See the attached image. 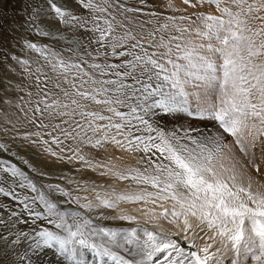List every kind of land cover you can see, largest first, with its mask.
<instances>
[{"label":"snow or ice","instance_id":"obj_1","mask_svg":"<svg viewBox=\"0 0 264 264\" xmlns=\"http://www.w3.org/2000/svg\"><path fill=\"white\" fill-rule=\"evenodd\" d=\"M46 3L56 35L23 41L34 59L12 57L25 82L0 91L27 100L16 105L23 121L4 113L0 132L15 139L26 121L37 129L23 136L30 146L112 183L101 194L85 181L93 195L81 203L0 160L12 185L0 186L11 198L0 203V264H264V0H167L163 23L146 13L156 25L126 0H75L78 12ZM40 10L28 28L51 37ZM93 212L132 226H102Z\"/></svg>","mask_w":264,"mask_h":264},{"label":"rangeland","instance_id":"obj_2","mask_svg":"<svg viewBox=\"0 0 264 264\" xmlns=\"http://www.w3.org/2000/svg\"><path fill=\"white\" fill-rule=\"evenodd\" d=\"M57 3L62 6L78 12L79 9L75 3V0H56ZM167 0H146L144 5L139 4V0H126L128 6L141 7L143 9L142 13H138L137 16L140 20L147 21L152 20V24L156 25L157 20L154 17L146 15L148 12H155L160 14L159 23L164 22V18L174 14L170 9L165 7ZM179 3V0H176ZM33 8L41 9L38 12L37 23L40 27L46 31L53 33L51 37H40L35 32L30 31L28 28V18L33 14ZM207 12H212V8L203 9ZM189 12L193 9L189 8ZM151 27V25H148ZM58 25L53 22V17L49 14L48 5L46 0H0V90L4 89L8 85H15L18 83L25 82L22 65H20L17 60L12 59L13 56L19 59L35 58L38 54L31 52L26 49L23 45L24 40H31L33 42L40 43H50L56 35V28ZM65 35H68L65 33ZM54 47H62V45H53ZM7 54V55H5ZM115 59V58H113ZM24 97L27 100V95L25 92H12L9 90L8 93L0 91V97H3V102H0V116L7 113L8 118L15 120L16 117H20L23 121V115L16 106L20 103L19 97ZM2 123V122H0ZM45 123H48L45 120ZM10 127V126H8ZM37 131L35 127L26 121L18 123L16 126V132L19 133L18 136H13L15 133H5L0 132V142L7 145V150H0V160H5L10 163L16 164L18 168L24 171L29 178L37 183L38 187L41 185L58 184L61 188L66 191H71L73 196L79 195L81 197V203H84V198H92V193L90 189L84 185L87 181L88 185L96 184L100 186L98 191L104 194L103 190L107 189L109 183L112 181L108 178H100L97 173L88 169L86 166H82L81 162L78 160H73L71 163L66 161H61L55 157L50 156L47 153H43L40 149L30 146L24 139L23 136L26 133H32ZM45 133L47 129L43 130ZM44 139H50L47 135ZM54 149L57 148L55 144L52 145ZM15 153V155H13ZM85 153L92 155V150L85 149ZM70 155V153H67ZM100 157H97L99 159ZM27 160L28 164H24L23 161ZM29 165L32 167L30 168ZM33 168L36 171H33ZM264 168V166H262ZM46 173V176H39V172ZM69 181H72L71 183ZM0 186L11 187V179L0 174ZM127 182H118L116 187L123 188ZM80 184L81 187L78 188L77 185ZM17 192H21L19 188L16 189ZM48 192L47 189H45ZM24 193L29 195H34L30 190H23ZM50 196L55 197L57 202L61 200H66L59 192H50ZM11 198H5L0 195V203H10ZM135 205V204H134ZM132 204L121 203L120 208L127 209L131 211L132 209L138 207ZM62 208H72L74 210L78 209L75 204H61ZM17 211H22V207L16 206ZM87 212V210H83ZM98 212H93L90 218L94 220L95 223H99L102 226L109 227H128L132 226V222L128 221H113L110 219L97 220ZM114 214V210H105V215ZM46 222L40 221L38 224H45ZM24 231H29L28 226L19 225ZM52 227V226H50ZM53 230H55L53 228ZM48 259H53L51 252H49ZM90 260V258H89Z\"/></svg>","mask_w":264,"mask_h":264},{"label":"bare ground","instance_id":"obj_3","mask_svg":"<svg viewBox=\"0 0 264 264\" xmlns=\"http://www.w3.org/2000/svg\"><path fill=\"white\" fill-rule=\"evenodd\" d=\"M134 205V204H132ZM134 206H138V205H134ZM165 227H170L169 225L165 224ZM91 264H110V262H108L106 259L105 260H100L98 258H94L89 256Z\"/></svg>","mask_w":264,"mask_h":264}]
</instances>
